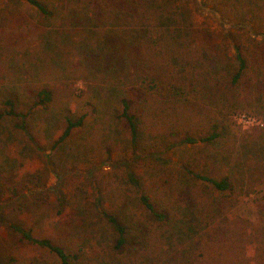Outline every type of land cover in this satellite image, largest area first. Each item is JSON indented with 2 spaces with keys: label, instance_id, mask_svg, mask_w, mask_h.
I'll return each instance as SVG.
<instances>
[{
  "label": "trees",
  "instance_id": "obj_1",
  "mask_svg": "<svg viewBox=\"0 0 264 264\" xmlns=\"http://www.w3.org/2000/svg\"><path fill=\"white\" fill-rule=\"evenodd\" d=\"M12 1L56 26L0 28V133L12 124L40 154L60 130L52 153L73 144L77 153L110 157L123 140L135 149L177 141L191 150L180 169L161 171L148 186L129 173L127 184L144 190L139 207L98 212L105 237L82 223L36 234L20 221L7 224L9 234L55 264L80 263L78 253L93 241L106 248L107 264H264V223L254 231L231 215L264 184V129L235 159L223 149L234 114L264 111V48L249 33L239 39L196 28L179 0H67L60 12L46 0ZM212 3L233 12L237 24L264 28V0ZM11 9L6 20H14ZM80 25L87 39L71 45ZM80 81L86 88L78 93ZM47 119L55 120L53 132ZM88 127L93 136L84 144L77 134ZM2 195L0 186V203ZM58 208L63 214L65 204Z\"/></svg>",
  "mask_w": 264,
  "mask_h": 264
},
{
  "label": "rangeland",
  "instance_id": "obj_2",
  "mask_svg": "<svg viewBox=\"0 0 264 264\" xmlns=\"http://www.w3.org/2000/svg\"><path fill=\"white\" fill-rule=\"evenodd\" d=\"M46 1L56 12H60L65 9L67 0ZM179 2L183 10L189 12L196 28L207 29L218 35L237 32L236 35L241 36L239 39H246L249 33L250 37L254 38L253 44L264 48V32L255 36L256 30H264L261 24L259 29L250 21L237 24L239 21H236L233 12L228 9L217 11L213 8L212 0ZM9 9L10 13L13 12L14 20H6V11ZM30 22L37 31L56 26V22L43 20L27 5L12 0H0V28L9 25L10 29H15ZM86 39L87 29L83 25L72 29L68 36L71 45ZM3 56L5 55L0 52V59ZM64 83H60V86ZM55 85L58 86L59 83ZM85 88L86 84L80 81L75 90L80 93ZM87 98L88 94L83 97V101ZM254 106L256 105L252 107ZM250 111L264 117V111L254 108ZM47 122L53 132L56 129L55 120L47 119ZM228 125V130L224 133L223 149L227 156L232 153L233 159L237 158L242 143L252 145L253 141L261 136L259 131L261 129L244 130L235 122L233 116L231 121L229 119ZM10 127V132L0 133V150L3 156L0 163V186L3 192L0 213L4 217V223L0 221V264H8L10 259L15 260L13 264H55V259L48 253L21 243L10 235L7 224L11 221L25 223L32 227L36 234L54 236L56 230L66 228L67 224L82 223L84 228H98L99 235H103L107 231L98 222V212L115 211L122 206L131 209L139 207L138 199L144 190L127 184L130 172H134L142 183L148 186L161 171L170 167L180 169L184 163L182 160L184 153L191 150L190 146H180L177 141L145 143L135 149L128 141L123 140L115 145L110 157L106 153L100 156L89 155L86 152L77 153L73 144L52 153L51 140H56L62 134L60 130L53 134L50 140L44 141L47 148L40 154L21 132L13 130L12 124ZM77 135L79 137L82 135L81 142L84 144L87 138L93 136L89 127ZM183 158L188 160L187 155ZM14 186L22 189L19 195H14L12 190L7 191V188L13 189ZM62 203L65 204V210L63 214H59L58 205ZM231 215L245 219L254 231L262 225L264 184H258L250 194L242 196L232 209ZM85 248V253H78V249H75L81 259L80 263L73 264H107L103 261L107 256L105 247L93 241Z\"/></svg>",
  "mask_w": 264,
  "mask_h": 264
},
{
  "label": "built area",
  "instance_id": "obj_3",
  "mask_svg": "<svg viewBox=\"0 0 264 264\" xmlns=\"http://www.w3.org/2000/svg\"><path fill=\"white\" fill-rule=\"evenodd\" d=\"M235 122L244 130L264 129V119L247 112H238L233 115Z\"/></svg>",
  "mask_w": 264,
  "mask_h": 264
}]
</instances>
